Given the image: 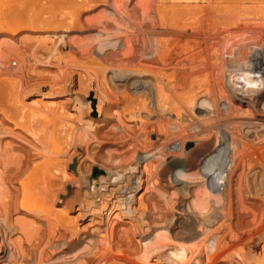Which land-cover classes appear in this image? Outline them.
<instances>
[{
	"label": "bare ground",
	"instance_id": "obj_1",
	"mask_svg": "<svg viewBox=\"0 0 264 264\" xmlns=\"http://www.w3.org/2000/svg\"><path fill=\"white\" fill-rule=\"evenodd\" d=\"M89 1L90 0H88V2ZM101 1L100 2L96 1L99 3H96V2L93 3L92 0L89 3L82 2V1L81 2L76 1L77 3L76 2L70 3V2L64 1L62 4L58 3L57 5L52 2L46 3V0H45V3H37V4H38V7L40 6L39 8L42 11L43 9L46 8V11H45L46 15L44 14L45 16H43L42 14L41 15L37 14L38 15L37 16L36 13L39 10L37 9V6L35 7L37 9L36 13L31 12V9L27 10V8H29L30 6L31 7L35 6L33 5L34 3L32 5L27 6L25 1L21 0L19 1V2H22L20 4L26 5V7L23 5L24 11L27 10L29 13H33V14L29 15V13L26 12L27 14L25 15V19L23 16L24 25L22 23H19L20 25L22 24L23 26H19L18 24L16 27V30L18 29V27H21V28L17 32H14L15 31L14 28L12 29L14 30L13 32L12 31L11 32L2 31V28H0L1 29L0 30V47L2 48L0 49V53H1L0 54V66L4 68H5V64L3 66V63L12 64V62L14 61L15 63L18 64V65L16 64V66H19L20 70L22 71L26 67L27 62H28V65L30 64L32 68L33 62L30 63V60L31 59L35 60V58H32L30 56L29 58H27V56L29 54H32L33 51H34L33 54L36 57V59L42 60V59H39V57L44 58V56H42L43 53L41 52H44V51L49 52L50 50L49 48L53 47L54 45L49 47L46 40L38 38L37 37L38 31L36 29L38 28L39 29H43V28L50 29L51 26L53 27V23L59 22L56 19L58 18L60 20L61 19L63 20L59 22L60 23L59 26L65 29L62 32L61 30L58 31L59 33H57V31H54L53 29L52 30L54 31V34L57 35L58 38L60 39L59 41L63 42L64 44L63 46H66L67 44H69L67 47L71 51V53L74 52L75 55L80 53L78 57H80L81 59L89 58L88 61H90L91 57L97 58L96 60H99L98 64L99 62H101L100 63L101 66L106 67V69H104V72L106 70H109L111 67L112 68L119 67L122 65H125L128 68H131L130 71L132 72L131 74H128L130 76L124 75L123 77H120V79L122 80L121 81L122 83L119 82L118 80L116 81L115 79L116 84L114 85V82H113L111 84L112 86H109L106 83H101L102 81H99L100 84H97L95 86L96 88L91 86V84L90 85L87 84L89 83L88 80L90 79H87L86 77L87 83H85L86 82L85 77H84L85 80H82L83 78L81 79V77L83 75L78 76L80 77L79 80H82L85 83V84L83 83L84 86L82 85L81 87L82 89L79 88L80 86H78V89H80L81 93L84 94V97H85V94H87L88 92L90 93L87 99V105L88 106L91 105L90 109L93 108V111L96 114L94 115L97 116L95 120H93L92 117L90 116L91 119L93 120L92 121L90 118L85 119L86 112H84L85 110L84 111L80 110L81 106H78L79 108L74 106V108L76 109L78 108V110H80V111H77L78 114L76 113L77 114L76 116H75V113L74 114L72 113L73 115L70 114V111L67 108L69 107L68 106L69 104L67 101L69 99L66 100L67 102L65 101V99L58 101V103L60 102V105H58L57 103L58 106H50L51 104H49V102L52 100L51 98H50L51 100L47 99L48 101L47 100L43 101L44 98H47L46 94L49 91H50V94L52 93V91H54L55 92L53 93L54 95L60 92L62 93V88H59L58 90V88L55 87L56 86L55 82L54 84L51 81V85H49L50 78L48 80L45 79V82L47 81L49 82L47 83L50 86V89L52 91L48 88V91H45L46 93L44 92L45 94L41 95L44 98L37 97L36 100L32 98L34 101L29 100L30 106H28V108L24 110V108L27 107V104L23 103L24 101H21L20 99L23 96H27V93L29 92L32 93V90H34V88L36 89V87L39 86V84L37 85V83H38V80L42 81V79H44L42 78L45 73L44 70H41L38 68L39 70L37 69L38 71L33 73L31 71L30 65H29L30 69H27L28 67L25 68L29 70L31 74L33 73L32 76H35V75L37 76L38 74V76L41 75L39 78H42V79L38 78L37 83L35 84L34 81L36 80V77L30 76L31 78H33V82L36 86L35 87L31 85L32 89L30 88L31 89L30 90L29 89L30 86L27 82L25 83V85L18 84L19 82H21V80L19 81L20 77L18 79L16 78L19 75L21 74L23 75L24 73H28V72H24L25 71L24 70L23 72L21 71V74L20 72L19 74L16 73L18 74V76L16 74H12V79H11V75L9 76L8 73L10 72L11 74V71H14V70H9L10 66L12 67V65L10 64L9 66L7 64L8 66L6 65V68L5 69L2 68V70L0 68L1 70L0 74L2 76L3 74H8L6 76L9 77V79L5 75H4L5 78L2 77L3 79H5V82L3 81L4 84L7 82L6 80H10V79L12 82H14V85L17 84V86L10 85L9 82L11 83V81H8L7 83L9 85L8 86L5 85L7 87L6 90L9 93L7 94L10 97L12 96L10 95L12 94L11 87L14 86L12 87L13 89L12 92L15 91V93L13 94L17 97L16 99L20 100L18 101L15 99L16 102H19L18 104V103H15L14 101V98H15L14 95H13V98H11L14 101L12 106L14 105L17 106V108H14L15 106L13 107L14 110L12 106L8 107L5 105V103L0 102V264H162V261L165 260V258L161 261V257L162 255L166 256L165 253H168V255L175 256L177 259L180 260L182 257L186 255L185 250L178 248V245L180 242L178 243L176 240L171 241L172 236L169 235V231H168L167 235L171 239L170 238L168 239L167 237V240H170L172 245L174 242H177L178 243V244L176 243L177 246L173 245L174 247L167 248L165 244L167 240L165 239L166 240L165 243L164 241L161 242V244L164 243L165 246L160 245L157 247L155 246V248L153 249L151 248V250L150 248L146 249V251L144 252H147V253L143 255L142 262H139L138 257H140L141 255V247L144 246V244L146 243H142L141 242L142 240L136 239L137 237L135 238V236L138 233L139 229L140 230L145 229V228H141L143 227L141 225L142 224L144 225V222H145V227H146L147 225L146 222L148 219L150 220V221L148 220V222H151L152 224L151 214L153 211H155L154 210L155 205L156 206L159 205L158 203L160 202L158 201L163 200L162 203L167 202L164 200H165V196L170 194L168 191L170 190L172 191V193L170 194L171 196L172 194L177 195L176 193L177 190H182L179 192L185 193L186 196L184 195V197L186 198L183 199L184 197L182 193L183 198L182 197L181 198L183 199L182 201L183 204H180L181 211H178L177 213L173 212L176 215L175 217L170 216L171 217L170 219L173 218V219H176V221L181 222L179 223L182 225L180 226V228H182L184 231L180 230V232L183 231V234H182L183 240H186L184 241L183 244H185V242L187 241L194 242L197 239L199 241V238L201 236L203 237L205 228L202 223V217H203L202 212L201 211L198 212L197 210L194 211L193 208H192L193 210L189 209V207L192 206V203L194 201H196L195 203H198L197 201H199V196L195 191L197 189L196 187H198L197 186L198 183L194 184L193 181H190L189 178H190L191 173L184 172L185 170L189 172L195 171V174L197 175H198L197 172L199 170L207 171L206 174L209 178H211V180H208V178L206 177L205 180L203 179L205 184L201 180L202 181L201 184L202 185L204 184L207 189L210 188L212 184L214 188H216L215 185L217 186L219 185L218 188L219 189L221 188L220 190H222L220 192L221 195L219 194L218 197L214 200V202L211 201L213 202L212 204H210V200L208 201L209 202L208 204H210V206L213 205V211L215 213L217 212L215 210H217L218 208L220 211V213L219 211L218 213L221 214L222 212V214H224V210L226 209L224 206V202H225L224 199H227L225 198L227 196L229 198L228 201H229L230 216L228 217H230L231 225L228 224L229 221L228 223H225V224H228L230 226V229H229L230 231L226 233L227 235L226 234L222 235L223 233L221 234L222 236L220 235V242H219L220 247L217 249L218 251L217 253L221 254V255L219 254L220 256L227 257V258L222 260V263L220 264H251L250 260H252L253 258L254 259L252 262L254 263L255 261H257L256 263H258V260H261L264 263V260H263L264 258V196L262 198V197H258L257 195H255L258 192L259 188L264 190V156L260 155V153L258 152H255L256 149H253V147H252L253 150L251 149L250 154H248L249 150L247 152V148H249V144L251 142L248 141L250 143H247V141L244 140L245 138H243L241 133L238 131L235 134L236 136L232 138L231 147L226 148L227 156L225 159L227 161L222 160L225 164L218 163L217 165V161L214 162L216 163V167L219 166L217 167L219 168V170H217V168L214 169L216 170L215 172L212 170L211 162H210L211 157L208 158V160L205 161L202 164V166H199L201 156H203V153L206 152V150L208 149L209 143L213 141L212 139L214 137L210 134V131H208V133L205 132V134H204V131L197 132V130L199 129L198 127H197L198 129L196 130L197 133L196 134L194 133L192 135L191 133H193L194 128L193 130H190L189 129L190 125L188 126L190 135H188L189 133L186 134L184 130L185 128L183 129V125H184L182 123L183 118H180L181 113L183 114L185 110L187 111V109H189L190 106L192 107L191 109L194 108L193 107L194 105L192 103L195 102L196 97L202 96L203 93L204 95H207L206 98L209 99V100L207 99V101H210L209 104L211 103L209 109L212 107L210 109V113L211 114L213 113L214 116L220 115V113H218L220 109L219 101L222 100V102L225 101L228 104L229 106L228 108L231 111V113L234 112L235 114L238 111V109H240L247 113H249L250 111L251 113L255 114L257 117H264V110L259 111L258 109L254 110L252 108V106L257 105L255 103L258 98L264 99V94H261V95L257 94V95H254V97L252 96L253 98H249V97H246V95L243 94L242 91L237 92L238 90L236 91L234 90L235 92H237V94L235 93V95H229L230 92L227 91L228 92L227 94V92L223 89L224 88L223 84H221L220 81L218 82V78L222 74L221 65L224 63V59L221 58V54L225 52L224 48L227 46H230L229 45L231 43L230 41H234L233 38L235 36H238L239 34L242 35L246 33L244 37L247 34H249L248 32L250 31L253 34L252 26H255L254 25L255 22L252 23L251 21L253 19L251 17V13L252 14L257 13V15L256 14L255 15L258 16V14L260 15L261 12H264V6H263L264 3L263 2L261 3V1L263 0H158L157 3L155 4L152 3L154 6H148L147 4H146L147 6L142 5L144 7L140 5H136V6L135 5L133 6L118 5L116 3L117 1L114 2L116 4H112L113 3L112 1H115V0H112V1L110 0L112 3L110 4L108 3L109 4L108 5L106 2H101ZM104 1H107V0H104ZM120 2L118 3L120 4ZM122 3L124 4V2ZM247 3H250L251 5L247 6L248 5ZM22 5L18 6L17 4L18 6L17 8H20ZM15 6L12 5V7H15ZM35 8L32 7V11ZM77 8H79V10L76 13ZM80 8L84 9L82 13L81 12L79 13V11L82 10ZM20 9H22V7ZM42 11L41 12L39 11V12L42 13ZM21 12H20V15H22ZM83 14H86L85 15L86 20L89 19L91 21L87 20L89 22H86L85 24H83V22H85L83 21L82 24L84 26H82V24L79 25L78 24L79 21H77V24H76L75 17H77V20H79L78 19V15H79L80 20L82 21L83 19H81V16L84 17ZM261 14L264 15L263 13ZM27 15L32 16V18L28 17L26 20ZM261 16H259L258 18L260 19ZM29 18L31 19V22ZM258 18L254 17L253 21H256L255 19H258ZM8 19L9 18L7 17V22H8ZM18 19H20L19 16H18ZM54 19L56 20V22H54ZM259 21L262 22L261 20ZM15 23L16 22H14V25H16ZM2 25L3 24H1V26ZM78 25L80 27H85L83 28L84 30L77 31L75 27H77ZM256 26H259V25H256ZM2 27L4 28V26ZM255 30L256 29H254V32ZM41 31L43 32V30ZM42 32H40L39 35H41ZM82 32H83L82 41L78 42V39H77L78 37H72L75 34L81 35ZM260 34L262 33L260 32ZM246 37H248V35ZM84 39L86 41H83ZM256 42H257L256 44H258V41ZM56 43H52V44H55L56 46L57 45ZM242 43H245V41L244 42L242 41ZM243 45L247 46L245 44ZM259 45L263 46L264 44L259 43ZM259 45H255V46L259 47ZM32 46H34L35 48L34 47L32 48ZM24 48H26V50ZM30 48L36 49V50L32 51L31 49V52H29ZM77 49L79 50V52L75 53L78 51ZM230 49L232 48L230 47ZM59 50L58 49L56 50L57 54L58 52L60 53ZM26 51L29 52L28 55L26 54L27 53ZM235 51L237 52V50ZM246 51H248V53L250 52V50H246ZM234 52H230V54L228 53L229 55H226V56H230ZM51 53L53 52L48 53L49 57H50L49 54ZM71 53L70 55L73 54ZM35 54H38V55H35ZM55 54L56 53H54L53 55L56 56L57 54L56 55ZM236 54H234V56H236L235 60H237L238 58V55ZM240 54H239V57H240ZM54 56H52V58H54ZM249 56L250 54L248 55V57ZM49 57L47 59H49ZM56 57H59V56H56ZM222 57L224 58V56ZM219 58L222 59V60L220 59V63L218 62ZM251 58L253 59L254 57H251ZM47 59H43V60L45 61ZM254 59L256 60V58ZM37 60H35V62ZM239 60L240 59H238L237 60L238 62L236 63H240ZM44 61L43 62L38 61V62H41V64H46L48 63L47 61L49 60H47L45 63ZM50 61H51V58H50ZM93 61L95 60L93 59ZM35 62H34V66L37 63ZM15 63L13 64L15 65ZM54 63H56V60H54ZM54 63H51V64L54 65ZM57 64H60V63L58 62ZM67 64H70V63H67ZM53 65L51 66L53 67ZM64 65L65 64H63V66ZM240 65L241 64H239V66ZM16 66H13V67H16ZM58 66L59 68L61 67V65H58ZM79 66L81 67V65ZM259 66L260 65H255L254 63L253 64L251 63V65L246 66L244 69L249 68L255 71L256 69L260 68ZM88 67H86L85 70L89 69ZM98 67H96V69L94 70H97ZM17 68L18 67L14 69L17 72L20 71L19 69L17 70ZM34 68L35 67H33V70H35ZM47 68L45 70L46 71L45 74H48V77H50L49 76L50 74L47 73V71L49 70ZM64 68L63 69L60 68L58 71L61 70L60 72L63 73L65 71ZM65 69H68V68L66 67ZM82 69H84V67ZM6 70H9V72ZM40 70L43 71L44 73L43 72L40 73L39 72ZM4 71L8 73H4ZM58 71H56L55 74H58L59 73ZM88 72L89 71H87V73ZM62 73L60 74L61 75L65 74L66 76L70 74V72L66 73V71L63 74ZM95 73L97 72L95 71ZM60 74H58L57 76H59ZM95 75L93 74V76ZM66 76H64V78ZM114 76L115 74L113 75V77ZM223 76L224 75H222L221 77ZM30 77L24 76L25 79L23 77H21V79L23 78L24 81H26L27 78L31 79ZM68 77L69 76L66 77L67 79L65 78L66 81L67 80L69 81ZM15 79H17L19 82L17 81L18 82L17 83ZM51 79L53 78L51 77ZM65 79H64V82H65ZM43 81L40 83L42 84L44 83L43 85H45V82ZM56 81H58V79H56ZM1 82L2 81H0V83ZM117 82L121 83V85L119 84L117 85ZM96 83L98 82L96 81ZM236 83L238 84V82ZM241 84H239L240 85L239 87H241ZM85 86H86V89H84ZM8 88H10V91ZM83 89L84 91L86 90L87 92H83ZM240 89L243 90V88H240ZM66 90L67 89H65V91ZM80 91L78 92L79 95H80ZM231 91H233V89ZM122 92L123 93L125 92L126 94L131 93L130 95L132 96L133 94L134 97H135L134 94H136V96L139 95L140 97H146V98L149 96L150 97L153 96L154 98L153 97L152 98L155 99L156 101V105H157L156 107L159 109V110L157 109L158 110L157 113H159L160 111L163 117L159 116L161 118L158 117L157 122H156V119L154 118L156 123H154L153 125H151L152 121H150L149 124L147 121H146L147 123L142 122L144 119L150 120V118H146V117L149 116L148 113L150 114V112H152L153 105L141 100L142 102H139L140 106L139 105L138 106L140 107V109L145 110L148 116H145L143 120L141 119L142 121L141 120L138 121L139 123L138 126H140L138 127V129L142 131L138 133L136 119H138L137 114L140 113V111L137 112V114H135V112L132 111L131 108H133L132 106H134L133 103L135 101L133 99L134 102L131 101L130 103V99H132L133 97L131 98L129 97L130 95H124V94L120 95ZM1 94H3V92ZM251 95H253V92ZM82 96H79V97H82ZM83 99L84 98L82 97V100ZM202 99L204 100V98ZM61 101H63L62 103H64L65 101L64 104H68V105L62 104ZM196 101H200V100L198 99ZM31 102L33 103L31 104ZM202 102H200V104H202ZM206 102L204 100V103ZM20 103L24 104V106L20 105ZM78 105L80 104L78 103ZM203 105L206 107L205 104ZM198 106H201V105H198ZM191 109H190L191 113L190 112L188 113H190V115L193 114L196 119L195 115L197 113L195 114L193 110ZM87 110L88 109H86V111ZM206 110L207 108L205 109V111ZM227 111L228 110H226L225 112L229 113ZM125 112H127L128 115ZM13 113L15 114V116ZM123 113L127 115V118L129 116V119H131V116L137 117L135 119L136 121H130L129 119L126 120V116ZM10 114L13 115L14 117L12 116L10 117ZM140 115H139V118H142L140 117ZM72 116H75V117L71 118ZM16 117H18L17 118L18 120L20 119L19 120L20 122L18 123L16 122L17 120ZM200 117L202 118L201 115ZM11 118L12 119L15 118V119L12 121ZM187 118L189 121V117ZM56 119L58 122H56ZM59 119L65 123L63 124ZM202 121H204L203 118H202ZM59 122H61L60 123L61 125L59 124ZM55 123H58L59 125ZM77 123L78 124L81 123V125L83 124L82 127L93 129L91 132V135L89 134L90 130L88 131V133H85L86 138L88 136L87 134H89L90 135L89 137L92 138V139L90 138V140H93L95 138L100 139L99 143L98 142L97 143L99 144V146L101 145L103 149H107L108 151L107 153L105 152L106 156L104 152H103L104 155L100 154L103 156L102 157L103 159L99 157V154L97 156L98 157L97 159L101 158L102 160L106 161L105 163H107V167L109 163V167H108L109 169L107 170H110L109 173L110 174L112 173V175H110L109 180L108 179L107 180L113 183L114 188H109L108 193L109 194L113 193L114 196H112L111 198L109 197L110 199L107 202L105 200L107 198H105L104 196L108 197L109 194L107 195L103 193L104 191L101 192L103 193V197L105 199L100 201V203L101 202L103 203L99 209L93 208V207L89 208V205H87L88 201H86L87 203H85L84 194L86 192L81 189V186H84L83 185L84 182H82L83 184L80 182L83 180L82 178L83 176L78 177V175H76L71 170L72 168L70 166V161H71L70 159L73 156V152L69 151L70 152V154L68 152L69 157L67 156L66 149L70 147L69 145L71 143H69L70 142L69 140L71 139V137L73 138L74 136V135L72 136V131H74L73 126ZM203 123L205 124V122ZM55 125L56 127L58 125V128L54 127ZM60 126L62 127L64 126V128L61 127L60 130H58ZM74 127H76V125ZM78 127H80V125ZM170 127L176 128V132L178 134L174 135L173 133H170L171 130H169L170 132L168 131ZM81 128L80 129L78 128L77 134L81 133L80 132ZM152 131L154 132L151 133ZM135 132L136 134L138 133L137 135L141 134L142 138L141 139L136 138ZM83 133H84V130H83ZM161 133H165L164 135L165 137H163L164 139H161L160 137ZM174 133H175V130H174ZM245 134L244 136H247ZM80 135H82V139H84L83 141L85 142V138H84L85 136H83L84 134H80ZM253 136L257 140H259L262 134H260V132L255 131ZM78 138L80 139L81 136L80 137L78 136ZM78 138H76V140ZM151 138L152 140H150ZM247 138H249V136H247ZM79 139L77 141H81V139L80 140ZM83 141H81L82 146H83ZM71 142H72V139H71ZM189 142H192L194 147L186 151L185 146L188 145ZM72 146L74 145L72 144L71 147ZM78 146H81V145H78ZM95 146L96 144H94V147L92 146L91 148L93 151L96 149L98 150L99 148V147L97 148V146L95 148ZM171 147L173 149L175 148L176 151L172 150ZM75 148L76 147L74 148L72 147V151H74V153L76 152ZM88 149H89V145H88ZM112 149L114 152L112 151ZM92 150L90 152L86 150V152L88 151L87 154L92 153ZM61 152L62 153L66 152V156L68 158L66 157L67 159L63 158L65 160H61L60 157L63 155L58 157V155H60ZM96 152L98 153V151ZM99 152L102 153V149L99 150ZM183 152H185L184 155H183ZM97 153H95V155ZM160 161L164 162L165 165L163 163V168L161 170H158L156 165ZM229 162L231 163V169H232L231 172L229 171L230 172L229 178L227 179L225 177L227 180L226 179L221 180V178L217 179L216 177L219 176L222 169L224 170L226 169L227 164ZM102 163L104 162L102 161ZM105 163L104 165H106ZM160 163L158 167L161 166ZM126 170L128 171V174H126ZM249 170L250 172L251 171L253 172L252 173L253 176L251 175L250 177H248ZM81 171H84V170H81ZM124 171L126 175L123 173ZM156 172L159 173L160 176L162 175L163 178L164 177L167 178L166 182L163 181L165 183L160 181L161 183H163V186L166 188L167 193L165 195V192H164L165 189H164L163 191L164 193H159V195L161 194V197L164 196V198L163 199L161 198L162 200L153 201L154 203L158 202V203H155V205H153L154 203L151 202L152 204L151 205L150 203L148 204L147 200L148 198L149 199L151 198L150 201H152L151 195L154 196L153 191H155L156 193L157 190H161V191L163 190L161 189V187H158V188L155 187V186H158V184L161 185L157 181L156 182L158 184L156 185L154 181L155 180L154 178H156L154 174ZM121 173H123L125 176L127 175L129 176L127 177V179L130 178L129 184L127 182L126 184L125 183L119 184L120 182L119 178L122 176ZM201 173L203 172L200 171V174ZM80 175H83V174H80ZM214 175L215 176L217 175V176L214 177ZM114 176L115 178L113 179ZM194 177L195 179H197L196 175ZM80 178H82V180H80ZM111 179L113 180L111 181ZM215 180L216 182L214 184L213 182ZM153 181L155 183V186L154 185L152 186V184H154ZM218 181H221V182H218ZM105 182H106L105 184L110 183V182L107 183V181ZM70 185L71 186L75 185L76 187L74 191L71 190L73 192L71 196H69V192H70L69 186ZM105 187L102 186L101 189ZM98 190H100V188H98ZM150 190H152V192ZM173 190L175 191V194L173 193ZM80 192H82V194H79ZM150 192L152 194L148 197ZM200 192H199V195H200ZM87 195L88 194L86 193L85 196L87 197ZM178 195H180V193H178ZM201 195L203 196V194ZM177 196L175 197V199H177ZM62 197H66L67 199H63ZM168 197L166 198V200L168 199L172 200V197L171 198L170 197L168 198ZM181 198L179 199L181 200ZM85 199L89 200L88 198H85ZM101 199H102V195L100 197V200ZM124 200L125 202L127 200H130L133 203L135 201V205H133V207H130L131 205L129 204L130 206L128 205L129 206L128 208V206L126 205L127 209H129L125 211L126 213L124 212V210H126V208L123 205ZM94 201L93 199L89 201L90 205L92 203L95 205L96 202ZM170 203H173V202L170 201ZM168 204L167 205L161 204L162 206H165V207L161 206L160 209L164 210L167 208L170 210L171 209L174 210L175 207L172 208L171 206H174L175 203H173V205L169 204L170 206ZM184 204L186 205L185 206L186 209L183 206ZM203 204L205 203L203 202ZM149 205L153 206L154 209L150 207ZM120 206L121 207L123 206L125 209L121 210ZM182 206L184 207L186 212L185 211L183 212L184 209H182ZM160 209L158 210L161 212ZM103 210H105V213L103 212ZM175 210L177 211V208ZM159 211H157L156 213L158 214ZM213 211L211 210V212ZM123 212L126 215L130 214V216H125ZM161 213H163V215L164 213H166L167 215L168 212L162 211ZM163 215L160 214L159 217ZM166 215L164 216V219L165 217H168ZM170 215L172 214L170 213ZM210 215H209V218L211 217ZM224 215H221L220 217L222 218V216ZM214 216L216 215L214 214ZM154 217L156 216H153V218ZM159 217H156L158 220H156L155 218L156 224L155 222L154 224L156 226H157V221L159 222V220L161 219V218L159 219ZM227 218L224 216L223 220L227 222V220H225ZM220 220L221 222H223L222 219ZM220 220H218V222ZM164 221H167V220L165 219ZM164 221L162 223L160 221L158 225H160L161 223L160 226L162 227L163 223L166 224V222ZM171 221L169 220L167 221V223L168 222L170 223ZM140 222L141 223L143 222V223L141 225H138V223ZM223 225H224V222H223ZM152 226H150V224L148 223L146 229H150V227ZM176 226L178 227L179 225H176ZM176 226H172L173 227L172 231H174V233L176 230ZM146 229L145 231H148ZM160 229L161 228H159V230ZM214 230L216 231V226ZM210 231L212 232L213 229H211ZM218 231H221V230H218ZM223 231L225 232V230ZM157 233H160V231H158ZM170 233L173 234L171 231ZM142 238H145V236ZM173 238H176V237H173ZM204 239H205V236H204ZM201 242L203 243L204 241H202L201 239ZM171 243H170V246H171ZM202 243L201 245H203ZM187 244H189V242ZM227 244H229L230 246H228ZM201 245L198 247H201ZM226 245L228 247H226ZM205 246L204 248L207 247ZM210 246L211 245H209V247ZM223 246L226 247L225 250L224 248H222ZM204 252L206 253L207 251L204 250ZM209 254L210 252H208V255ZM208 255L206 253L205 256L207 257ZM212 255H215V254H212ZM219 255H216V257ZM200 257L201 256H199V258ZM207 258L209 259V257ZM211 258L213 257H210V259ZM179 260L177 261L178 264L181 263V260L180 261ZM197 260L195 259V262L198 263ZM200 263H203V262H200Z\"/></svg>",
	"mask_w": 264,
	"mask_h": 264
},
{
	"label": "rangeland",
	"instance_id": "obj_2",
	"mask_svg": "<svg viewBox=\"0 0 264 264\" xmlns=\"http://www.w3.org/2000/svg\"><path fill=\"white\" fill-rule=\"evenodd\" d=\"M19 1H21V0H0V28H2V31H8V32H13L14 30H12L13 28L15 29V31L14 32H17L18 30H20V28L21 27H18V29L16 30V27H17V25L19 24V23H24L23 21H24V19H25V15L27 14V13H29L27 10H30L31 9V12H34V13H36V10L37 9H39L38 11H37V13H36V15L37 14H42L43 16H45L46 15V13H45V11H46V8L45 9H43V11L38 7V4L37 3H45V0H40V2H39V0H24L25 1V3H26V5L27 6H29V5H32L33 3V5H35V6H32L33 8H35L36 6H37V9L35 8V9H33V11H32V7L30 8H27V10L26 11H24V7H23V5L26 7V5L25 4H20V3H22V2H19ZM23 1V0H22ZM38 1V2H37ZM42 1V2H41ZM64 1H66V2H72V3H74V2H88V0H46V3H50V2H52V3H54V4H57L58 5V3H60V4H62ZM91 1V0H90ZM89 1V2H90ZM96 1H101V0H92V2L93 3H95ZM110 1V0H109ZM108 0L107 1H101V2H106L107 4L109 3H112V4H118V5H125V6H133V5H140V6H142V5H145V6H154L153 4H155V3H157V1L158 0H115V1H110L109 2ZM117 1V2H116ZM121 1V2H120ZM132 1H134V2H132ZM146 1V2H145ZM14 2H15V4H14ZM19 2V3H18ZM76 2V3H77ZM88 2V3H89ZM91 2V3H92ZM99 2H96V3H99ZM114 2H116V3H114ZM118 2H120V4L118 3ZM122 2H124V4L122 3ZM126 2H128V3H126ZM264 3V0L263 1H261V3ZM13 3V4H12ZM18 4V6L19 5H22L21 7H22V9H20V8H17L18 6H17V4ZM131 3V4H130ZM140 3H142V4H140ZM144 3V4H143ZM153 3V4H152ZM108 4V5H109ZM127 4V5H126ZM147 4V5H146ZM149 4H151V5H149ZM248 4V5H247ZM246 5L247 6H250L251 4L250 3H247ZM12 5H16L15 7H12ZM263 6H264V4H263ZM142 7H144V6H142ZM17 9V10H15V9ZM12 9V10H11ZM15 10V12H14V10ZM80 9H82V8H80ZM23 11V12H21V11ZM78 10H79V8H77V10H76V13L78 12ZM84 9H82L81 11H79V13L81 12L82 13V11H83ZM13 11V12H12ZM42 11V13H40V12ZM17 12H19V13H17ZM20 12H21V14L22 15H20ZM27 12V13H26ZM12 13V14H11ZM261 13H263L264 14V12H261ZM260 13V15L258 14V16H256L257 15V13H251V17L254 19V17L255 18H258L259 16H261L262 14ZM33 13H29V15H32ZM45 14V15H44ZM256 14V15H255ZM9 15V16H8ZM11 15V16H10ZM77 15V14H76ZM84 15V17H82L81 16V19H83L82 21L80 20V16L78 15V19L79 20H77V17H75L76 18V24H77V21H79L78 22V24L80 25V24H82V22L83 21H85V22H83V24H85L86 22H89V21H91V20H89V19H87V20H89V21H87L86 20V18H85V15L86 14H83ZM252 15H254V16H252ZM6 16V17H5ZM14 16V17H13ZM18 16H19V18L21 19V21H20V19H18ZM22 16V17H21ZM23 16H24V19H23ZM38 16V15H37ZM263 16L264 15H262L261 17H260V19L259 20H261L262 22H260L258 19H255L256 21H257V23H259V24H257L256 23V21H253V19L251 20L252 21V23H254V25L256 26V25H259V26H252V28H253V34H252V32L250 33V32H248L249 34H247L248 35V37H244V35L246 34H242V35H238V36H235L233 39H234V41H235V43H234V41H230L231 43L229 44L230 46H227V47H225L224 48V53H225V55H224V53H222L221 54V58L222 59H224V63L221 65L222 66V70H221V76L222 75H224L223 77H221V76H219V78H218V82L220 81L221 82V84H223V89L227 92H230L229 93V95H235V93L237 94V92H240V91H242L243 92V94H245L246 95V97H249V98H253L254 97V95H257V94H259V95H261V94H264V45L262 46V45H259V43H261V44H264V43H262V42H264V18H263ZM4 17V18H3ZM7 17L9 18L8 19V22H7ZM17 17V18H16ZM28 17H31L32 18V16H26V20H27V18ZM10 18H11V20H10ZM13 18V19H12ZM5 19V20H4ZM30 19V18H29ZM59 22L62 20H60V19H58V18H56ZM17 20V21H16ZM25 20V21H26ZM19 21V22H18ZM63 21V20H62ZM14 22H16L15 24L16 25H14ZM18 22V23H17ZM29 22V21H28ZM27 22V23H28ZM30 22H31V19H30ZM54 22H56V20L54 19ZM59 22H57V23H53V27L51 26V28L49 29H46V28H43V29H36L38 32V36L37 35H35V36H37L38 38H41V39H44V40H46V42L48 43V45H49V47L50 46H52V45H54L53 47H50L49 49V52H53V53H51V54H49L50 55V57L48 56V51H44V52H41V53H43L42 54V56H44V58H40L39 57V59H47L48 57H49V59H47V60H49L50 61V58H51V61L49 62V61H47V60H43L44 61V63L47 61L48 63H46V64H41V62H43L42 60H37L36 59V57L34 56V51L33 50H36V49H32L34 46H32V48H30V51L29 50H27V51H29V52H31V49H32V54H29L28 55V53L29 52H27L26 54L28 55L27 56V58H29V56L30 57H32V58H35V60H37L36 62H35V60H33V59H31L30 60V63H32V68H31V65H30V68H31V71L33 72V73H35V72H37L39 69H41V70H44V72L46 73V68L47 69H49L48 71H47V73H49L50 75V77H48V74H45L43 71H39L40 73L41 72H43L44 73V75H45V77H44V75H43V77L42 78H44V79H42V78H39L40 76H38V74H37V76L35 75V76H32L33 75V73L31 74L30 73V71L29 70H27V69H30L29 68V65H28V62H27V65H26V67H28L27 69H23V71L24 72H28V73H24L23 75L25 76V77H36V80L34 81L35 82V84L37 83V80H38V78L39 79H42V81L43 82H45V79H49L50 78V80H49V82H50V84L49 85H51V81L56 85L55 87L56 88H58V90H59V88H62V93L60 92V93H57V94H53V93H55L54 91H52L51 89H50V86L48 85V83L47 82H45V85H43L42 83H40V82H42L41 80H38V83H37V85L39 84V86H35V84H34V82H33V78H31V79H29V78H27L26 79V81H24V76L21 74V71L22 70H20V68H19V66H16V64L17 63H15V61L14 62H12V67L13 66H16V67H18L17 68V70L19 69L20 71H16L15 69H16V67H11L10 66V64H8V63H3V66H4V64H5V68H6V65L8 64L9 66H10V69L9 70H14V71H11V74H10V72H9V70H6V71H8V72H5L4 71V73H8L9 74V76L11 75V79H12V74H16V73H18L19 74V72H20V74L21 75H19L18 76V74H16L18 77H16L17 79L19 78V81L21 80V82H19L17 79H15L16 80V82L18 83V84H23V85H25V83L27 82L28 84H29V89L31 88V85H33V86H35L36 87V89L34 88V90H32V93H27V96H23L20 100L21 101H24L23 103H26L27 104V107L26 108H24V110L25 109H27L28 108V106H30V101H32L33 99L34 100H36L37 99V97L38 98H44L43 96H41V95H43V94H45L46 92L45 91H48V88L52 91V93L50 94V91L46 94L47 95V98H44L43 99V101H45V100H47V99H49V100H51L50 102H49V104H51L50 106H58V105H60V102L58 103V101H60V100H64L65 99V101L67 100V99H69V100H67L68 101V104H64L65 103V101H64V103H62L63 101H61V103L62 104H64V105H68L69 107H67L68 109H69V111H70V114H74L75 113V116L78 114V112L77 111H80V110H82V111H84V112H86V118L85 119H91V117H92V119L93 120H95L96 118H97V116H95L96 114H95V112L93 111V108L92 109H90L91 108V105H87V99H88V97H89V92L87 93V94H85V97H84V94L83 93H81V91H80V89H82L81 87H82V85L84 86V84L85 83H87V79H90V80H88L89 81V83H87V84H91V86H93L94 88H96L95 86L97 85V84H100V82L99 81H102L101 83H106L107 85H109V86H112L111 84L114 82V85L116 84V82H115V79H116V81L118 80L119 82H121L122 80L120 79V77H123L124 75L125 76H130V75H128V74H131L132 72L130 71V69L131 68H128L127 66H125V65H122V66H119V67H109L110 69L109 70H106L105 72H104V69H106V67L105 66H101V62H99V64H98V61L99 60H96L97 58H90V61H88L89 60V58H83V59H81L80 57H78L79 56V54L80 53H78L79 52V50L77 51V52H75V53H78V54H74V52H72L73 54H74V56H73V54L71 53V51L68 49V45L69 44H67L66 46H63L64 44H63V42H60L59 40V38H58V36L57 35H55L54 34V31H57V33H59L58 31H60L61 30V32L65 29H63V27H60L59 26ZM10 23V24H9ZM62 23V22H61ZM1 24H3L2 26H4V28H6V29H4L2 26H1ZM20 25L19 24V26H23V25ZM29 24V23H28ZM31 24V23H30ZM82 24V26H84ZM54 25H56V26H54ZM77 26V27H75V29H77V31H79V30H84L83 28H85V27H80V26ZM15 26V27H14ZM45 27H46V25H45ZM55 27V28H54ZM59 27V28H58ZM78 27H79V29H78ZM9 28H11V29H9ZM61 28V29H60ZM82 28V29H81ZM54 31H53V30ZM254 29H256L255 30V32H254ZM1 30V29H0ZM35 30V31H36ZM41 30H43V32L41 31ZM49 30H51V31H49ZM48 31V32H47ZM53 31V32H52ZM258 31H259V33H258ZM40 32H42V34L41 35H39V33ZM260 32L262 33V34H260ZM44 33V34H43ZM80 33V32H79ZM250 34H251V36H250ZM43 35V36H42ZM40 36V37H39ZM56 36V37H55ZM242 36V37H241ZM72 37H78L77 39H78V42L79 41H82V39H83V32H82V34L81 35H79V34H75V35H73ZM244 37V38H243ZM249 37H250V39H249ZM51 38V39H50ZM254 38V39H253ZM243 39V40H242ZM257 39V40H256ZM55 40V41H54ZM237 40V41H236ZM251 40V41H250ZM258 41V44H256L257 42L256 41ZM50 41V42H49ZM54 41V42H53ZM83 41H86L85 39L83 40ZM242 41L244 42L245 41V43H242ZM250 43H249V42ZM262 41V42H261ZM57 42V43H56ZM241 42V43H240ZM52 43H56L57 45L55 46V44H52ZM250 46H248L247 44ZM254 43V44H253ZM60 44V45H59ZM62 44V45H61ZM243 44H245V45H247V46H244ZM253 44V45H252ZM236 47H235V46ZM238 45V46H237ZM255 45H259V47L257 48ZM61 48H60V47ZM79 46H81V45H79ZM57 47V48H56ZM230 47L232 48V49H230ZM233 47H234V49L235 50H237V52L233 49ZM244 47H246V48H244ZM247 47H248V49H247ZM252 47V48H251ZM255 47V48H254ZM35 48V47H34ZM238 48V49H237ZM250 48V49H249ZM0 49H2L1 47H0ZM25 50H26V48H24ZM27 49H29V48H27ZM51 49H52V51H51ZM59 50L60 51V53L58 52V54H60V55H58L57 54V51L56 50ZM68 49V50H67ZM227 49V50H226ZM229 49V50H228ZM260 49V50H259ZM233 50V51H232ZM239 50V51H238ZM243 52H241V51ZM246 50H250V52L248 53V51H246ZM256 50V51H255ZM1 51H3V50H1ZM68 51V52H67ZM74 51V50H73ZM235 51V52H234ZM251 51H253V52H251ZM223 52V51H222ZM230 52H234V53H232L230 56H226V55H229L230 54ZM54 53H56L55 55L56 56H59V57H56V56H54L53 54ZM70 53L72 54V55H70ZM227 53V54H226ZM229 53V54H228ZM237 53V54H236ZM242 55H241V54ZM252 53H254V54H252ZM257 53V54H256ZM1 54V53H0ZM234 54H236V55H238V58H237V60L238 59H240L239 60V62L240 63H236V62H238L237 60H235V57L236 56H234ZM239 54H240V57H239ZM250 54V56L248 57V55ZM35 55H38V54H35ZM70 55V56H69ZM233 55V56H232ZM259 55H260V57H259ZM41 56V57H42ZM48 56V57H47ZM52 56H54V58H52ZM222 56H224V58L222 57ZM243 58H242V57ZM259 58H258V57ZM74 57V58H73ZM234 57V58H233ZM251 57H254V58H256V60L253 58H251ZM262 57V58H261ZM56 58H58V59H56ZM81 60H80V59ZM221 58H219L218 59V62L220 63V59ZM227 60H226V59ZM56 60V63H54V60ZM64 61H63V60ZM73 59V60H72ZM77 59H79V60H77ZM86 60V62H85V60ZM93 59L95 60V61H93ZM221 59V60H222ZM259 59V60H258ZM33 60V61H32ZM58 60V61H57ZM75 60H77V61H75ZM84 62H83V61ZM253 60V61H252ZM38 61H41V62H38ZM63 61V62H62ZM66 61V62H65ZM69 61V62H68ZM81 61H82V63H81ZM252 61V62H251ZM257 61H259V62H257ZM34 62L36 63L35 64V66H34ZM60 63V64H57V63ZM75 62V63H74ZM76 62H77V64H76ZM80 62V63H79ZM91 62H92V64H91ZM95 62H97V63H95ZM248 62H250V63H248ZM2 63V62H1ZM13 63H15V65L13 64ZM51 63H54V65L56 64L57 66L58 65H61V69H63L64 68V66H65V68L67 67L68 69H65L64 68V70L66 71V73L67 72H70V74L69 75H67V76H69L68 78H69V83L66 81V75L65 74H63L62 72H60V71H58L60 68H59V66H58V68H57V66L55 65H53V64H51ZM67 63H70V64H67ZM74 63V64H73ZM88 63V64H87ZM96 64V66H95V64ZM251 63L253 64H255V65H260L259 67L260 68H258V69H256L255 71H253V70H251V69H244L246 66H248V65H251ZM63 64H65L64 66H63ZM85 64V65H84ZM239 64H241L240 66H239ZM262 64V65H261ZM2 65V64H1ZM7 65V66H8ZM18 65V64H17ZM38 67H37V66ZM44 65H45V67H44ZM48 65H50V66H48ZM51 65H53V67L51 66ZM68 65V66H67ZM72 65H74V66H72ZM78 67H76V66ZM79 65H81V67L79 66ZM84 65V66H83ZM86 65H91V66H86ZM84 67V69H82L83 67ZM88 67L89 69H87V70H85V68L86 67ZM93 66V67H92ZM98 66H100V67H98ZM237 66V67H236ZM242 66V67H241ZM33 67H35L34 69L35 70H33ZM37 67V68H36ZM43 67V68H42ZM55 67V68H54ZM96 67H98L97 68V70H94V69H96ZM102 67V68H101ZM0 68H1V70H2V68H4V67H2V66H0ZM4 68V69H5ZM15 68V69H14ZM39 68V69H38ZM92 70H91V69ZM100 68V69H99ZM38 69V70H37ZM55 71H54V70ZM0 70V71H1ZM53 72H52V71ZM68 70V71H67ZM78 70H79V72H81V73H79L78 72ZM98 70H99V72H98ZM119 70H121V71H119ZM22 71V72H23ZM50 71V72H49ZM56 71H58L57 73L58 74H60V73H62L63 75H59V76H57L58 74H55L56 73ZM86 71V72H85ZM87 71H89L88 73H87ZM94 71V72H93ZM95 71L98 73H95ZM105 73H103V72ZM14 72V73H13ZM52 72V73H51ZM73 72V73H72ZM114 72V73H113ZM2 73H3V71H2ZM90 73V74H89ZM119 75H118V74ZM127 75H126V74ZM8 74H3V76L1 75L0 76V81H2L1 83H0V90H2V91H0V102H2V103H5V105L6 106H8V107H11L12 105H13V102L15 101V103H18L19 104V102H16V100H18V99H16L17 97L13 94V93H15V91H13L12 92V87H14V86H17V84H15L14 85V82H12L11 81V79L10 80H6L7 82L8 81H11V83L9 82V84L10 85H14V86H12L11 87V93L12 94H10V95H12L11 97L8 95L9 93L7 92V90H6V86H8L9 84L7 83H3V81L5 82V79H3L2 77H4V75L6 76V75H8ZM25 74H27V75H25ZM79 74V75H78ZM81 74V75H80ZM87 74H88V76H87ZM93 74L95 75V76H93ZM107 74H109V75H107ZM115 74V76L113 77V75ZM121 74V75H120ZM15 75V76H16ZM47 75V76H46ZM83 75V76H82ZM104 75V76H103ZM118 75V76H117ZM227 75V76H226ZM248 75V76H247ZM14 76V75H13ZM61 76V77H60ZM63 76V77H62ZM64 76H66L65 78H64ZM78 76H82L81 77V79L82 80H85L86 79V77H87V79L85 80L86 82L84 83V81H82V80H79L80 79V77H78ZM92 76V77H91ZM6 77H8V76H6ZM21 77H23L22 79H21ZM51 77L53 78V79H51ZM84 77H85V79H84ZM94 77V78H93ZM97 77V78H96ZM108 77V78H107ZM221 77V78H220ZM5 78V77H4ZM63 80H62V79ZM91 78H92V80H91ZM96 78V79H95ZM7 79V78H6ZM8 79H9V77H8ZM56 79H58V81H56ZM64 79H65V82H64ZM112 79V80H111ZM219 79H221V80H219ZM227 79V80H226ZM55 80V81H54ZM110 80V81H109ZM235 80V81H234ZM80 81V82H79ZM96 81L98 82V83H96ZM110 83H109V82ZM229 81V82H228ZM63 82H64V84H63ZM82 82V83H81ZM108 82V83H107ZM119 82H117V85L119 84V85H121V83H119ZM236 82H238V84L236 83ZM241 82H242V84H241ZM13 83V84H12ZM57 83H58V85H57ZM66 83V84H65ZM80 83H81V85H80ZM84 83V84H83ZM96 83V84H95ZM3 84V85H2ZM60 84H62V85H60ZM79 84V85H78ZM86 84V85H87ZM236 84H237V86L239 87L240 85L239 84H241V87H239V89H238V87L236 86ZM6 85V86H5ZM233 85V86H232ZM253 85H255V86H253ZM62 86V87H61ZM78 86H80L79 88L80 89H78ZM65 87V88H64ZM227 87V88H226ZM80 91V95H79V91L77 90V89ZM229 88V89H228ZM240 88H243V90L242 89H240ZM6 91H5V90ZM9 89V91H10V88H8ZM28 89V90H29ZM32 89V88H31ZM30 89V90H31ZM65 89H67L66 91H65ZM73 89V90H72ZM84 89H86V86L84 87ZM84 89H83V92H87L86 90L84 91ZM228 89V90H227ZM233 89V91H231ZM247 89V90H246ZM29 90V91H30ZM38 90V91H37ZM61 90V89H60ZM63 90H64V92H63ZM88 90V89H87ZM236 90H238L237 92H235ZM257 90V91H256ZM57 91V90H56ZM71 91V92H70ZM77 91V92H76ZM121 91V90H120ZM3 92V94H1ZM38 92V93H37ZM45 92V93H44ZM59 92V91H58ZM128 92V91H127ZM228 92H227V94H228ZM250 92V93H249ZM252 92H253V95H251L252 94ZM8 93V94H7ZM65 93V94H64ZM250 94V95H248V94ZM32 94V95H31ZM49 94V95H48ZM62 94V95H61ZM76 94V95H75ZM83 96H82V95ZM122 94H124V95H130L131 93H129V94H126L125 92L123 93H121L120 95H122ZM226 94V95H227ZM13 95H14V101H13V99H11V98H13ZM31 97H30V96ZM51 95V96H50ZM135 95V97L133 96V94H132V96L130 95L129 97H133L132 99H130V103H131V101H133V99H134V101L135 102H137L138 100H140V101H138L137 103H135L134 101V103H133V105L134 106H132L133 108H131L132 109V111H134L135 112V114H137V112H139L140 111V113H141V115H140V113H138L137 115V117H138V119H136L137 117H134V116H131V119H129V116H128V118H127V115H128V113L127 112H125L126 114H124L125 116H126V120L127 119H129L130 121H136L137 122V129H138V127H140V126H138L139 125V123H138V121H140L141 119L143 120V118H145V116H148V117H146V118H150V120L149 119H144L142 122H148V124L150 123V121H152L151 123V125H153L154 123H156L158 120V117L159 116H162V114L160 113V111H159V113H157L158 112V108L156 107L157 105H156V101H155V99H153L152 97H147L148 98V100H147V98L146 97H140L139 95L138 96H136V94H134ZM200 95H201V93H200ZM228 95V96H229ZM35 96V97H34ZM69 96V97H68ZM74 96V97H73ZM79 96H82L84 99H85V101H84V99L82 100V97H79ZM253 96V97H252ZM2 97V98H1ZM26 97V98H25ZM28 97V98H27ZM207 97V95H204V93L202 94V96H199V97H196V99H195V104L194 103H192L193 105V109H191L192 107L190 106V108L189 109H187V111L185 110L184 112H183V114L181 113V115H180V118H183V129L185 130V133L187 134V133H189L188 135H190V132H189V129L190 130H193V128H194V130H193V133H191L192 135L195 133H197V132H201V131H204V134H205V132L206 133H208V131H210V134L214 137L212 140V142L211 143H209V146H208V149L206 150V152L205 153H203V156H201V158H200V163H199V166H202V164L205 162V161H207L208 160V158H210L211 157V160H210V162H211V167H212V170L215 172L216 170H214L215 168H217V167H219V166H217L216 167V163H214V162H216L217 161V165H218V163H222V164H225L223 161H227L225 158H226V156H227V151H226V148H229V147H231V143H232V138L233 137H235L236 135V132H240L241 133V135L243 136V138H245L244 140L245 141H247V143H250L249 144V148H247V152H248V150H249V152H248V154H250V152H251V149H252V147H253V149H256V151L255 152H258V153H260V155H263L264 156V117H257L255 114H253V113H251L250 111H249V113H247V112H244V111H242V110H240V109H238V111L234 114V112H232L231 113V111L229 110V106H228V104L224 101V102H222V100H220L219 101V104H220V109H219V112L218 113H220V115H216V116H214L213 115V113L211 114L210 113V109L212 108H210L209 109V107H210V104H209V102L210 101H207V99L208 98H206ZM10 98V99H9ZM33 98V99H32ZM51 98V99H50ZM54 98V99H53ZM80 98V99H79ZM201 98V99H200ZM202 98H204V100H205V102L206 103H204V100L202 99ZM3 99V100H2ZM16 99V100H15ZM24 99V100H23ZM55 99H56V101H55ZM58 99V100H57ZM78 99V100H77ZM138 99V100H137ZM200 100V101H196V100ZM20 100H18V101H20ZM30 100V101H29ZM33 100V101H34ZM77 100V101H76ZM81 100V101H80ZM129 100V99H128ZM144 101V102H146V103H150V104H152L153 105V109H152V112H150V114L148 113V115H147V113H146V111L145 110H142V109H140V105H139V102H142V101ZM209 100V99H208ZM224 100V99H223ZM4 101V102H3ZM48 101V100H47ZM46 101V102H47ZM53 101V102H52ZM66 101V102H67ZM82 101H84V102H82ZM203 101V102H202ZM70 102V103H69ZM82 102V103H81ZM198 102V103H197ZM200 102H202V104H200ZM221 102V103H220ZM14 103V104H15ZM28 103H29V105H28ZM33 102H31V104H32ZM48 103V102H47ZM57 103H58V105H57ZM78 103L80 104V105H78ZM255 103V102H254ZM203 104H205L206 105V107L203 105ZM226 104V105H225ZM255 104H257L256 106H252V108L255 110V109H258L259 111L260 110H264V99H257L256 100V103ZM20 105H23L24 106V104H21L20 103ZM139 105V106H138ZM198 105H201V106H198ZM15 106V105H14ZM14 106H12V108L14 107ZM22 106V107H23ZM26 106V105H25ZM74 106L75 107H78V106H81L80 108V110H78V108L76 109V108H74ZM154 106H155V108H154ZM83 107V108H82ZM139 107V108H138ZM222 107V108H221ZM14 108H17V106H15ZM14 108H13V110H14ZM199 108V109H198ZM207 108V112L205 111V109ZM224 108V109H223ZM86 109H88L87 111H86ZM90 109V110H89ZM158 109V110H157ZM190 109L191 110H193V112L196 114L195 116H196V119H195V117H194V115L193 114H191L190 115V113H191V111H190ZM223 111H222V110ZM228 110L227 112H229V113H226L225 111L226 110ZM155 110H157V111H155ZM209 110V111H208ZM225 110V111H224ZM16 111V110H15ZM94 113H93V112ZM197 111V112H196ZM204 113H203V112ZM89 112V113H88ZM155 112V113H154ZM188 112H190V113H188ZM202 112V113H201ZM77 113V114H76ZM143 113H145V114H143ZM207 113V114H206ZM210 113V114H209ZM14 114V113H13ZM72 114V115H73ZM88 114V115H87ZM95 114V115H94ZM156 114H158V115H156ZM17 115V114H16ZM68 115H69V113H68ZM139 115H140V117H142V118H139ZM152 115V116H151ZM185 115V116H184ZM192 115H193V117H192ZM200 115L202 116V118H203V120L204 121H202V118L200 117ZM206 115V116H205ZM14 117L15 116V114H14V116L13 115H11L10 114V117ZM71 116V115H70ZM75 116H72L71 118H73V117H75ZM88 116V117H87ZM91 116V117H90ZM136 116V115H135ZM151 116V117H150ZM116 117V116H115ZM163 117V116H162ZM187 117H189V121H188V118ZM217 117V118H216ZM226 117H227V119H226ZM18 117H16V119H17ZM43 118V117H42ZM133 118H134V120H133ZM156 119V122H155V119ZM159 118H161V117H159ZM173 118H175V117H173ZM201 118V119H200ZM214 118V119H213ZM12 119V118H11ZM15 119V118H14ZM14 119H12V121L14 120ZM78 119V118H77ZM76 119V120H77ZM91 119V120H92ZM136 119V120H135ZM153 119H154V121H153ZM18 120V119H17ZM16 120V122L18 123V122H20L19 120L17 121ZM60 120V119H59ZM90 120V121H91ZM92 120V121H93ZM128 120V121H129ZM182 120V119H181ZM186 120V121H185ZM194 120V121H193ZM196 120V121H195ZM202 121V122H200V121ZM61 121V120H60ZM91 121V122H92ZM253 123H252V122ZM56 122H58L57 121V119H56ZM62 122V121H61ZM61 122H59V124L61 123ZM146 122V123H147ZM199 122H200V124H199ZM203 122H205V124L203 123ZM235 122V123H234ZM14 123H15V121H14ZM54 123V122H53ZM63 124L65 123V122H62ZM196 123V124H195ZM55 124H58V123H55ZM58 124V125H59ZM62 124V125H63ZM203 124V125H202ZM58 125H57V127H56V125L54 126V127H56V128H58ZM61 125V124H60ZM76 125V127H74ZM74 126H73V128H74V131H72V136H73V138L71 137V139H72V142H71V139L69 140L70 142L69 143H71L68 147L70 148H68V149H66V152H67V156L69 157V155H68V152L70 151V152H73V156H72V158L69 160L70 161V166H71V170H72V172H74L76 175H78V177H82L83 178V180H82V178H80V180H82V181H80L81 183L82 182H84V186H81V189L82 190H84L88 195H87V197L85 196V194H84V201H85V203H87L86 201H88V203H89V201H91L92 199H93V201L94 202H96V200L97 199H99V200H97V202H96V204L94 205L93 203V205L91 204L90 205V203L88 204L87 203V205H89V208H100L101 207V205H102V203L103 202H101L100 203V201H102V200H104L105 198H107V199H105L107 202L109 201V199L112 197V196H114V194L112 193V194H109L108 193V190H109V188H114V185H113V183H111L110 181H108L109 180V177H110V175H112V173L110 174L109 172H110V170H107V169H109L108 167H109V163H108V167H107V163H105L106 161H104V160H102L103 158V156L102 155H104L105 154V156H106V153L108 152L107 151V149H103L102 148V146L100 145L99 146V140L100 139H93V140H90V138L91 137H89L90 135H91V132H92V130L93 129H91V128H87V127H82V125H81V123H77V124H75ZM80 125V127H78V126ZM190 125V126H189ZM185 126V127H184ZM188 126H189V129H188ZM196 126V127H195ZM205 126V127H204ZM62 126H60L59 127V129L58 130H60V128H61ZM82 127V128H81ZM169 127V126H168ZM190 127H192V128H190ZM199 129H198V128ZM257 129H255V128ZM62 128H64V126L62 127ZM78 128L80 129L81 128V133L80 134H84L83 136H85L86 134L85 133H88V131L90 132L89 134H87L88 136H87V138H86V136L84 137L85 138V142L83 141L84 139H82V135H80V134H77L78 133ZM209 128V129H208ZM198 129V130H197ZM201 129V130H200ZM55 130V129H54ZM76 130V131H75ZM83 130H84V133H83ZM85 130H86V132H85ZM169 130H171V132L169 131ZM174 130H175V133H174ZM196 130H197V132H196ZM28 131V130H27ZM168 131L170 132V133H173L174 135H177L178 133L176 132V128H169L168 129ZM173 131V132H172ZM181 131V130H180ZM250 131H251V133H250ZM260 132V134H262V136L260 137V141L259 140H257L256 138H254V136H253V134H254V132ZM26 132V131H25ZM57 132H59V131H57ZM76 132V133H75ZM136 132H137V130H136ZM136 132H135V136H136V138H138V139H141L142 138V136H141V134L140 135H137L139 132H142L140 129H138V133L136 134ZM154 131H152L151 133H153ZM192 132V131H191ZM27 133V132H26ZM74 133V134H73ZM203 133V132H202ZM245 133H247V134H245ZM253 133V134H252ZM143 134V133H142ZM244 134L245 135H247V136H249V138H251V139H249V138H247V136H244ZM80 137L81 136V141H83V146H82V143H81V141H77L79 138H78V136ZM165 135V133H161V135H160V137H161V139H164L163 137H165L164 136ZM203 135V134H202ZM253 137H252V136ZM89 137V138H88ZM76 138H78L77 140H76ZM249 139V140H247V139ZM256 139V140H254V139ZM79 139V140H80ZM92 139V138H91ZM253 139V140H252ZM262 139V140H261ZM150 140H152V138L150 139ZM76 141V142H75ZM93 141V142H92ZM248 141H250V142H248ZM252 141H253V143H252ZM87 142V143H86ZM98 142V143H97ZM256 142V143H255ZM258 142V143H257ZM68 143V144H69ZM85 143V144H84ZM89 143V144H88ZM93 143V144H92ZM74 145V146H72L73 148L74 147H76L75 148V153H74V151H72V147H71V145ZM94 144H96V146H97V144H98V146H97V148H98V150L96 149V150H94L95 151V153H97L96 151H98V153L95 155V153H94V151L91 149L92 148V146L94 147ZM257 146V148H256V146ZM78 145H81V146H78ZM88 145H89V149H88ZM96 146H95V148H96ZM84 147V148H83ZM186 147V151H188L189 149H191V148H193L194 147V145H193V143L192 142H189L188 143V145H186L185 146ZM189 147V148H188ZM87 148V149H86ZM172 148V147H171ZM94 149V148H93ZM102 149V153L101 152H99V150H101ZM177 149H179V148H177ZM252 149V150H253ZM74 150V149H73ZM84 150H85V152H84ZM86 150H88L89 152L92 150V153H94V154H92V153H88L87 154V152H86ZM172 150H175V148L173 149L172 148ZM64 151H65V149H64ZM112 151H113V149H112ZM176 151V150H175ZM224 151V152H223ZM66 152H64V153H62L61 152V154L60 155H58V157H60L61 155H63V156H61L60 158H61V160H65V159H63V158H66L67 156H66ZM70 152H69V154H70ZM103 152H104V154H103ZM106 152V153H105ZM114 152V151H113ZM112 153V152H111ZM182 153V152H181ZM262 153V154H261ZM72 154V153H71ZM75 154V155H74ZM85 154V155H84ZM98 154H99V157H101L100 159L106 164V165H104V163H102V161L100 160V159H97L98 157ZM100 154H102V155H100ZM185 154V152H183V155ZM87 155H89V156H87ZM65 156V157H64ZM67 157V158H68ZM74 157V158H73ZM66 158V159H67ZM83 158V159H82ZM105 158V157H104ZM82 160V161H81ZM223 160V161H222ZM256 160V159H255ZM85 162V163H84ZM161 162V163H160ZM159 163L161 164V166H159L158 167V165H159V163L156 165L157 166V168H158V170H161L162 168H163V163L164 162H162V161H160ZM255 162V161H254ZM72 164V165H71ZM164 165H165V163H164ZM220 165V164H219ZM78 168H79V170H78ZM83 168V169H82ZM160 168V169H159ZM105 169H106V171H105ZM81 170H84V171H81ZM217 170H219V168H217ZM224 169H222L221 170V173L219 174V176H215L214 175V177H216L217 179L219 178H221V180H223V179H228L229 178V174H230V172H231V163L229 162L228 164H227V167H226V169L223 171ZM250 170H252V169H250ZM250 170H249V172H248V177H250L251 175H252V171L250 172ZM184 171V170H183ZM200 171L201 172H203V173H201L200 174ZM230 171V172H229ZM79 172H81V173H79ZM106 172H108V173H106ZM157 172H159V171H157ZM155 173L154 174V176L156 177V178H154L155 180V183H156V185L158 184V183H160L161 185H159L158 184V186H155V183H154V181H153V183L154 184H152V186L154 185L155 187H161V189H163L162 191L161 190H157L156 191V193H155V191H153V193H154V196H156V197H154L153 195H151L152 193V190H150L151 192L149 193V195H148V197L151 195V197H152V201H150L151 200V198L149 199L148 198V200H147V202H148V204L150 203L151 204V202H153V201H155V200H162L163 198H164V196H162L161 197V194L159 195V193H164L165 192V195H166V188L163 186V183H165L166 182V179L167 178H163V176H162V178H161V176L159 175V173ZM184 172H187V173H191V175H190V178H189V180L190 181H193L194 182V184L196 183H198L197 184V186L198 187H196L197 189L195 190L196 191V193L198 194V196H199V201H197L198 203H195L196 201H194L193 203H192V206H190L189 207V209L190 210H193L194 209V211H201L202 212V215H203V217H202V223H203V226H204V228H205V230H204V233H203V237L201 236L200 238H199V241H200V243H199V241H198V239L196 240V241H194V242H192V241H187V242H185V244H183L184 243V241H186V240H183V229L182 228H180V226H182L181 224H179V223H181V222H178V221H176V219H170L171 217L170 216H174L175 217V215L176 214H174V213H177L178 211H181L180 210V208H181V206H180V204H183L182 203V201H183V199H185L186 197H184V195H185V193H183V197H182V193L181 192H179V191H182V190H177V195H178V193H180V195H176L175 194V191L173 190V193L175 194V195H171L170 196V194L172 193V191L170 192V191H168L169 193V195H167V196H165V200L164 201H167V202H164V203H162V201H158V202H160V203H158V202H155V203H158L157 205L158 206H156L155 205V203L153 204V205H155V209H154V207L153 206H151V205H149L150 207H152L155 211H153L152 212V214H151V217H152V224H151V222H148V220H147V222L150 224V226H154L155 224H156V220H158L156 217H159V215L160 214H162L163 215V213H161L162 211L163 212H168L169 213V215H168V213H167V215H166V213H164V215L163 216H160L159 217V222L161 221V223L166 219L167 221H171L170 223L168 222L167 223V221H164V222H166V224L165 223H163V225H162V227L160 226L161 225V223H160V225H158V221H157V228L154 226H152V227H150V229H146L147 228V225H148V223L146 222V227H145V222H144V225L140 222V223H138V225H141V226H143V227H141V228H145L146 230H148V231H145V229H139V231H138V235L136 234V236H135V238L136 239H138V240H142L141 242L142 243H146V244H144V246H142L141 247V255H140V257H138V261L139 262H142V258H143V255H145V253H147V252H144V251H146V249H148V248H150V250H151V248L153 249V248H155V246L157 247V246H162V245H164V243H165V241L167 240V237H168V239L170 238L167 234H168V231H169V235L170 236H172L171 238H172V240L171 241H174V240H176L178 243H179V245H178V248H181V249H184L185 250V253H186V255L184 256V257H182L180 260H181V263L180 264H189V263H194V264H206V262H207V264H220V263H222V260H224L225 258H227V257H223V256H220L217 252V249L220 247L219 246V242H220V235L222 234V235H225L226 233H228V231H230L229 229H230V226L229 225H231V222H230V217H228V216H230V214H229V198H228V196L227 197H225V198H227V199H224L225 200V202H224V206H225V208L227 209H225L224 210V214H222V212H221V214H219L220 213V211H219V209L217 208V210H215V211H217L216 213L213 211V205H211L210 206V204H212L213 202H214V200L218 197V195L220 194V192L222 191V190H220L218 187H219V185L217 186V185H215L216 186V188H214L213 187V184H212V186H210V188H206L205 187V183H204V180H205V178L207 177L208 178V180H211V178H209L208 176H207V171H205V170H199L197 173H198V175L197 174H195V171H184ZM229 172V173H228ZM79 173V174H78ZM85 173V174H84ZM124 174H125V171L123 172ZM123 173H121L122 174V176L119 178V184H126V182L129 184V179L130 178H128L127 179V177H129L128 175L127 176H125L126 174H128V171L126 170V174L124 175ZM193 173V174H192ZM80 174H83V175H80ZM107 174H109V175H107ZM157 174V175H156ZM205 174V175H204ZM222 174H223V176H222ZM196 175V177H197V179H195V176ZM228 175V176H227ZM116 176V175H115ZM115 176L113 177V179L115 178ZM125 176V177H124ZM153 176V177H154ZM253 176V175H252ZM87 177V178H86ZM100 177H101V179H103V177H104V179L103 180H101L100 179ZM106 177V178H105ZM194 177V178H193ZM210 177H211V175H210ZM226 177V178H225ZM124 178V179H123ZM160 180H159V179ZM108 179V180H107ZM113 179H111V181L113 180ZM156 179H158V180H156ZM204 179V180H203ZM226 179V180H227ZM100 180V181H99ZM202 180L203 181V185L201 184L202 183V181L200 182V181ZM105 181H107V183L108 182H110L109 184H105L106 182ZM158 183H157V182ZM163 182V181H165V182H163V183H161V182ZM123 182V183H122ZM215 182H216V180L213 182L214 184H215ZM218 182H221V181H218ZM87 183V184H86ZM200 183V184H199ZM127 184V185H128ZM220 184V183H219ZM86 185V186H85ZM201 185H202V187H201ZM79 186V185H78ZM102 186L103 187H105V188H103V189H101L102 188ZM151 186V187H152ZM203 189V191H202V189L200 188V187ZM163 187V188H162ZM74 188V189H73ZM75 185H70L69 186V191L71 192H69V196H71L72 195V191H74L75 190ZM98 188H100V190H98ZM164 189H165V191H164ZM72 190V191H71ZM88 190V191H87ZM200 190H201V192H200ZM218 190V191H217ZM255 190V189H254ZM104 191V192H103ZM107 193H106V192ZM159 191H161V192H159ZM164 191V192H163ZM83 192V191H82ZM82 192H80L79 194H82ZM101 192H103V193H105V194H109V196L108 197H106V196H104L103 197V193H101ZM199 192H200V195L201 194H203V196L201 195H199ZM205 192H207V193H205ZM90 194V195H89ZM97 194V195H96ZM102 195V199L100 200V197H101V195ZM94 195V196H93ZM96 195V196H95ZM99 195V196H98ZM118 195V194H117ZM159 195V196H158ZM221 195V194H220ZM255 195H257L258 197H262L263 198V196H264V190H262L261 188H259V190H258V192L255 194ZM83 196V195H82ZM89 196V197H88ZM172 197V200L171 199H168V200H166V198L167 197ZM174 196V197H173ZM177 196V199H175V197ZM186 196V195H185ZM97 197H99V198H97ZM110 197V198H109ZM160 197V198H159ZM168 197V198H169ZM183 199H182V198ZM63 199H67L66 197H62ZM69 198V197H68ZM79 198H80V196H79ZM82 198V197H81ZM85 198H88L89 200H86ZM153 198H154V200H153ZM155 198H157V199H155ZM162 198V199H161ZM179 198H181V200L179 199ZM130 199V198H129ZM82 200V199H81ZM204 200V201H203ZM210 200V204H208L209 201ZM83 201V200H82ZM83 201V202H84ZM122 201V200H121ZM169 201V202H168ZM170 201L171 202H173V203H175L174 204V206H171L172 208H174V210L173 209H164V210H161L160 208H161V206L162 205H164V204H170V205H173V203H170ZM177 203H176V202ZM180 203H179V202ZM205 203V204H203V202ZM207 203H206V202ZM211 201H213V202H211ZM123 202V201H122ZM228 202V203H227ZM99 203H100V205H99ZM133 202L132 201H130V200H127L126 202H125V200H124V203H123V205H124V207L126 208V210H124V212L125 211H127V210H129V209H127V206L129 205L130 207H133V205H135V201H134V203L132 204ZM188 203V202H187ZM162 204V205H161ZM168 204V205H169ZM127 205V206H126ZM169 205V206H170ZM204 205V206H203ZM97 206H99V207H97ZM129 206H128V208H129ZM184 207L186 206L185 204L183 205ZM182 206V209H184V207ZM202 206H203V208H202ZM121 207V206H120ZM123 206L121 207V210H123V209H125ZM159 207V208H158ZM162 207H165V206H162ZM170 207V208H171ZM197 207V208H196ZM210 207V208H209ZM177 208V211L175 210ZM193 208V209H192ZM205 208V209H204ZM208 208V209H207ZM101 209H103V208H101ZM158 209H160L161 210V212L158 210ZM163 209V208H162ZM185 209H186V207H185ZM183 210V212L185 211L186 212V210ZM203 209V210H202ZM211 210L213 211V212H211ZM252 210H254V209H252ZM98 211V210H97ZM100 211V210H99ZM157 211H159L158 212V214L156 213ZM170 211V212H169ZM218 211H219V213H218ZM226 211H227V213H226ZM103 212L105 213V210H103ZM123 212V213H124ZM174 212V213H173ZM211 212V213H210ZM126 213V212H125ZM124 213V214H125ZM155 213V214H154ZM170 213L172 214V215H170ZM213 213V214H212ZM211 216L210 218H209V215ZM214 214L216 215V216H214ZM219 214V215H218ZM226 214H227V216H226ZM229 214V215H228ZM156 216V217H154L153 218V216ZM168 216V217H165V219H164V216ZM212 215H213V217H212ZM218 215V216H217ZM221 215H224L227 219H225V220H227V222H225L223 219H224V216H222V218L220 217ZM125 216H130V214H125ZM215 217V218H214ZM217 217V218H216ZM219 217H220V219H222V221L224 222V225H223V222H221V220L219 219ZM155 218H156V220H155ZM169 220H168V219ZM164 219V220H163ZM229 219V220H228ZM155 220V221H154ZM218 220H220L219 222H218ZM150 221V220H149ZM228 221H229V223H228ZM154 222H155V224H154ZM176 223V224H175ZM182 223H183V221H182ZM213 223V224H212ZM215 223V224H214ZM225 223H228V224H225ZM164 224H165V226H164ZM167 224H169V225H167ZM173 224V225H172ZM220 224H222V225H220ZM137 225V226H138ZM176 225H179L178 227L176 226ZM213 225V226H212ZM172 226H176V230H175V233H174V231H172ZM211 226H212V228H211ZM215 226H216V231L214 230V228H215ZM219 226V227H218ZM221 226H222V228H221ZM226 227V228H225ZM152 228V229H151ZM155 228V229H154ZM159 228H161L160 230H159ZM165 228V229H164ZM171 228V229H170ZM225 228V229H224ZM167 229V230H166ZM211 229H213V231H215V232H213V234H212V232L210 231ZM180 230H183V231H181L180 232ZM218 230H221V231H218ZM223 230H225V232L223 231ZM141 231H142V233H141ZM153 231V232H152ZM158 231H160V233H157ZM162 231V232H161ZM170 231L173 233V234H175V235H173V234H171L170 233ZM176 231H177V233L179 234H177L176 233ZM223 231V232H222ZM152 232V233H151ZM209 232V233H208ZM219 232H220V234H219ZM207 235H209V236H207ZM230 233V232H229ZM256 233V232H255ZM162 236H161V235ZM219 234V235H218ZM142 235V236H141ZM167 235V236H166ZM177 235H178V237H177ZM221 235V236H222ZM227 235V234H226ZM229 235V234H228ZM145 236V238H142V237H144ZM204 236H205V239H204ZM142 239H141V238ZM155 237V238H154ZM161 237H163V238H161ZM173 237H176V238H173ZM179 237H181V238H179ZM211 237V238H210ZM148 238V239H147ZM170 238V239H171ZM179 238V239H178ZM213 238V239H212ZM154 239V240H153ZM166 239V240H165ZM182 239V240H181ZM201 239H202V241H204L203 243L201 242ZM211 241H210V240ZM145 240V241H144ZM164 241V243L163 244H161V242H163ZM171 243V241L170 240H167V242L165 243L166 244V247L167 248H170V247H174V246H177V242H174L173 243V245H172V243H171V246H170V243ZM209 242V243H207V242ZM189 242V244H187ZM214 242V243H213ZM160 243V244H159ZM168 243H169V245H168ZM177 243V244H176ZM197 243H199V244H197ZM201 243L203 244V245H201ZM176 244V245H175ZM187 244V245H186ZM193 244V245H192ZM195 244V245H194ZM207 246H205V245ZM185 245V246H184ZM197 245V246H196ZM201 245V247H198V246H200ZM209 245H211L210 247H209ZM228 246H230L229 244H227ZM226 245V247H228ZM165 246V245H164ZM181 246V247H180ZM204 246L206 247V248H204ZM198 248V249H196V248ZM225 246H223L222 248H224V250H225V248H226ZM210 248V249H209ZM196 251H195V250ZM201 249V250H200ZM188 250V251H187ZM192 250V251H191ZM198 250V251H197ZM200 250V251H199ZM204 250L205 251H207L206 253H207V255H208V252H210V254H211V256H210V254L207 256V257H209V259H210V257H213V258H211L210 260L205 256L206 255V253L204 252ZM187 251V252H186ZM196 252V253H195ZM200 254H198V253ZM203 252V253H202ZM213 252V253H212ZM166 254V256H164V255H162V257H161V261L165 258V260H163L162 261V264H168V263H170V264H178L177 263V261L179 260V259H177L175 256H172V255H168V253H165ZM190 254H191V256H190ZM197 254V255H196ZM212 254H215V255H212ZM193 255V256H192ZM196 255V256H195ZM216 255H219V256H217L216 257ZM164 256V257H163ZM199 256H201L200 258H199ZM203 256V257H202ZM215 256V257H214ZM257 256V255H256ZM190 257H191V259H190ZM196 257V258H195ZM167 258V259H166ZM199 258V259H198ZM202 258V259H201ZM207 258V259H206ZM214 258H215V260H214ZM218 258V259H217ZM223 258V259H222ZM137 259V258H136ZM171 259V260H170ZM175 259V260H174ZM195 259L198 261V263L197 262H195ZM201 259V260H200ZM254 259V258H253ZM253 259L252 260H250V262H251V264H258L261 260H258V263H256L257 261H255V263L254 262H252L253 261ZM256 259V258H255ZM179 260V261H180ZM193 260V261H192ZM200 260V261H199ZM209 260V261H208ZM214 260V261H213ZM263 260H264V258H263ZM169 261V262H168ZM204 261H205V263H204ZM164 262V263H163ZM200 262H203V263H200ZM216 262V263H215ZM191 263V264H192ZM263 263V261H261L259 264H262ZM264 264V263H263Z\"/></svg>",
	"mask_w": 264,
	"mask_h": 264
}]
</instances>
